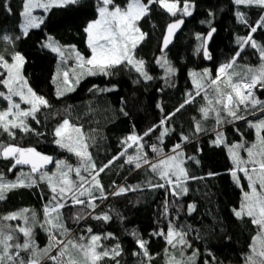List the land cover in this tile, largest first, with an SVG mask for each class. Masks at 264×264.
I'll list each match as a JSON object with an SVG mask.
<instances>
[{
  "label": "trees",
  "instance_id": "trees-1",
  "mask_svg": "<svg viewBox=\"0 0 264 264\" xmlns=\"http://www.w3.org/2000/svg\"><path fill=\"white\" fill-rule=\"evenodd\" d=\"M116 2L125 7L128 0ZM183 2L184 0H180L181 7ZM191 2L195 5L191 9V16L178 13L173 17L154 4L149 15L139 21V27L147 33V38L135 49V56L145 61V70L153 77L152 80H144L134 68L122 65L113 69L110 75L86 77L78 83L73 92L59 97L54 85L58 57L44 47V42L52 37L62 46L74 45L79 52L89 57L91 51L84 29L89 22L98 18L99 0H80L76 5L51 8L40 27L29 30L26 37L21 29L24 0H0V32L20 37L14 46L0 41V51H3L6 59L14 51L25 57L23 76L35 93L44 97L50 105L48 108L42 107L35 114V120L31 117L27 119L32 131L13 129V138L0 130V143L35 148L54 160L64 159L76 166L78 159L55 143V130L63 120L68 119L72 124L82 126L91 138L89 151L97 166L112 160L122 151L124 145L121 142L128 135L133 132L142 135L183 103L187 93L195 92L190 78L191 71L210 69L212 77L215 78L219 66L228 62L239 50L237 39L249 35L247 25L254 26L261 16H264V8H246L236 5L234 0ZM8 8L11 12L7 11ZM238 9L240 13H244L247 25L240 22ZM179 18L185 20V26L172 48L162 55L160 48L165 29L169 23ZM210 26L216 29V33L209 47L213 61L207 64L202 51H198L201 41L197 39V35L205 36ZM252 35L258 44L264 45V29L258 28ZM161 57H166L176 69L174 74H166L159 66L157 61ZM261 63L259 51L250 46L244 48L237 61V64L254 68L259 67ZM61 78L57 82L59 85L62 84ZM110 88L115 90L100 91ZM0 91L6 89L0 85ZM256 96L264 100V92ZM204 106H207V101L201 93L193 103L186 105L168 121L165 126L170 131L162 144L157 140L161 128L144 137L141 142L148 158L155 161L157 157L152 152L151 145H157L168 153L173 145L183 143L182 135L189 137L190 142L184 143L183 147L185 157H195L199 163L188 159L185 167L191 176L203 179L189 180L186 194L173 196L168 187H150L149 182L156 184L163 181L147 166L135 169L126 162L127 157L122 156L99 177L108 198L96 201L99 207L93 216L107 213L111 216L110 221L88 217L87 212L92 210L84 211L83 206L79 205L62 210L66 227L74 233L71 238L77 241L81 236L99 234L103 237L112 234L114 238L102 239L100 243L106 249H112L118 244L120 255L115 259L106 257L99 264H117V261L118 264H167L172 256L177 260L181 259L179 247L174 249L166 243L163 236L155 235L160 231L167 232L170 221L177 229L188 233L187 240L191 247L184 249L185 260L192 256L193 252H197L194 264H244V257L250 251L249 246L257 234V227L251 223L250 218H237L233 209L240 208L243 191H247L248 184L244 176L241 177L243 190L234 182L230 174L234 166L225 146H217L213 142L214 133L222 130L229 145L243 143L245 147L251 146L256 142V134L248 122L264 117V113L258 109L244 111L241 106L238 114L246 116V120L233 121L222 112V117L226 118L225 123L217 125L213 113L206 119L203 117L200 109ZM7 107V102L0 98V110ZM250 111H255V115L249 114ZM197 122L203 131H195ZM128 154L135 155V146L128 150ZM12 164V159L0 158V174H3L7 181H15L22 172L28 174L31 171H9ZM48 171L54 172V165ZM209 173L215 175L210 176ZM137 185L139 188L135 191L112 195L119 187L135 188ZM95 194L99 195L98 192ZM50 196L49 187L44 181H38V186L10 190L6 192V199L0 200V217L24 209L29 210L26 213L29 217L35 213L36 221L30 220V224L35 227L34 235L38 246L44 248L48 244V234L39 223L44 220L43 209ZM192 205H195V210L189 212ZM81 212L86 218L75 221L73 217ZM4 223L13 226L23 224L20 220ZM88 228L92 229V233L87 231ZM138 238L147 241L150 259L142 254L143 250L136 243ZM87 242L86 239L84 243ZM72 251L80 259L79 254L75 253V250ZM21 255L24 256L23 253ZM24 257L27 259L26 255ZM44 264L52 262L45 260Z\"/></svg>",
  "mask_w": 264,
  "mask_h": 264
},
{
  "label": "snow or ice",
  "instance_id": "snow-or-ice-1",
  "mask_svg": "<svg viewBox=\"0 0 264 264\" xmlns=\"http://www.w3.org/2000/svg\"><path fill=\"white\" fill-rule=\"evenodd\" d=\"M79 2L80 0H24V11L21 13L24 17V23L21 25L23 36L26 37L29 29L39 28L44 22L42 17L33 15L35 9L40 8L47 12L53 7H66ZM234 3L264 8V0H234ZM154 4L159 5L173 17H176L178 13L182 16H191V9L195 7L191 0H184L182 7L180 0H173V2H169V0H128L125 7H121L116 0H99L98 18L89 22L84 29L87 33V45L91 51L90 57L85 58L74 45L62 47L52 38H49V42L44 47L58 53L62 60L74 56L78 66L86 69L89 75L107 76L112 74L113 69L126 65L134 68L144 80H152L153 77L145 70V61L135 56V49L147 38V33H144L139 27V21L149 15L151 6ZM7 11L11 12V9L8 8ZM237 16L241 23L247 25L244 13L238 12ZM183 24L184 19L179 18L168 25L163 48L168 47L175 31ZM247 26L249 35L237 39V44L240 45L239 50L228 62L219 66L215 78L212 77L210 69H205L203 73H192L195 92L187 93L183 103L161 119L159 124L149 128L142 135L135 132L128 135L121 142L124 145L122 151L107 163L97 166L89 151L91 138L87 136L82 126L72 124L68 119L63 120L55 130L54 135L57 137L55 143L78 159L76 166L64 159L54 160L53 157L44 155L35 148H22L18 145L0 143V158L13 160L9 171L15 169L17 165H29L31 169L28 174L22 172L15 181H7L3 174H0V200L6 199V192L18 187L38 186V181H44L51 193L49 202L44 206V220L39 223V226L48 234L47 246L40 248L36 243L34 225L30 224V220L36 221L35 213L29 217L26 215L29 210L24 209L21 212L0 217V264H44L45 260L51 261L52 264H99L106 257L115 259L119 256L121 249L118 244L112 249H106L100 243L102 239L114 238L112 234H106L103 237L99 234H91L89 237L81 236L79 241L70 238L71 231L66 227L62 210L66 207L79 205L83 206L84 211L92 210L87 212L88 217L110 221L111 216L107 213L93 216L96 208L99 207L96 201L108 198L99 177L101 173L111 167L115 160L122 156H126V162L133 165L135 169L147 166L159 177L160 181H163L156 184L149 182V186L160 189L168 187L173 196L186 194L188 191L186 185L189 180L203 179V177L191 176L185 167L188 159L199 163L195 157H185L183 147L184 143L190 142L188 136L182 135L183 143H176L168 153H165L157 145H151V150L157 157L155 161L148 158L147 153L143 150L144 144L141 142L144 137L151 135L157 128H161L162 131L157 140L162 144L164 137L170 131L165 126L168 121L186 105L193 103L202 92L207 106L201 107L200 111L205 119L209 117L210 113H213L217 125L225 123L226 118L222 117V112L226 113L227 117H231L233 121L246 120V116L238 114L241 111V106L244 111L258 109L264 113V100L255 95L257 88H264V45L258 44L252 35L257 32L258 28L264 29V16H261L254 26ZM215 31L216 29L210 26V30L205 36L197 35V39L201 41L198 51H202L203 56L209 60L212 57L207 44ZM18 39H20L19 36L12 37L0 32V41H6L9 45L14 46ZM246 46L259 51L262 63L256 69L248 67L246 72L241 75L236 71L237 61ZM157 62L166 66L169 74L175 73L176 69L172 67L166 57H161V60ZM24 63L25 57L20 52H12L6 59L3 51H0V85L6 89V91H0V98L8 104L6 109L0 110V130L13 138L15 137L13 129H20L24 132L32 131L27 119L31 117L35 120V114L42 107H50L48 101L37 95L28 85L27 79L22 74ZM63 76L64 84L70 85L68 72H64ZM234 77H238V79L234 80ZM221 82H223V87H221ZM76 83H79L78 77ZM225 89L229 90L225 91ZM67 90L74 91V87L69 86ZM112 90L115 89L100 91ZM209 91L213 94L211 98ZM63 94L64 92L57 90L58 96ZM14 97H18L19 102ZM21 102L29 107L22 109ZM161 110L163 111V109ZM249 114L255 115V111H250ZM248 123L256 130L257 142L248 147H245L243 143H236L228 147L234 165L230 172L233 180L242 190L243 185L240 183L239 173H242L248 181V191H243L240 208L233 209V212L237 218H250L251 223L257 227V234L249 246L250 251L244 257V264H264V135L261 134L264 132V118L259 119L256 123L251 121ZM195 131H203L199 122L195 124ZM214 143L217 146L225 143L223 132L217 131ZM133 146H135V155H129L128 150ZM241 149L246 152L247 158L240 155ZM47 165H54L55 172L45 171ZM209 175L215 174L209 173ZM138 188L139 185L135 188L119 187L112 195H122ZM97 192L99 195L95 194ZM194 210L195 205L190 206L189 212ZM85 218L83 212L73 217L77 222ZM16 220L22 221L23 224L13 226L4 223ZM169 223L170 227L167 232L160 231L155 235L163 236L166 243L172 248L179 247L181 259L177 260L175 256H172L167 264H194L197 252H193L192 256L186 260L183 258L184 249L191 247L187 240L188 233L177 229L175 225L171 224V221ZM87 231L92 233L91 228H88ZM20 234L23 236L22 243ZM133 235L135 236V233ZM60 237H64V239ZM86 239L88 242L84 243ZM136 243L143 250L142 254L150 259L146 247L147 241L138 238ZM54 250L57 254L51 255ZM72 250L79 254L80 259L73 254ZM22 252L28 254L27 259L21 255ZM136 254L140 255V253Z\"/></svg>",
  "mask_w": 264,
  "mask_h": 264
},
{
  "label": "rangeland",
  "instance_id": "rangeland-1",
  "mask_svg": "<svg viewBox=\"0 0 264 264\" xmlns=\"http://www.w3.org/2000/svg\"><path fill=\"white\" fill-rule=\"evenodd\" d=\"M240 6H243V7H246V8H251V7H259V6H256V5H251V6H245V5H240ZM260 8H262V7H260ZM50 11V10H49ZM49 11H47V12H45L43 9H40V8H37V9H35L34 10V12H33V15H35V16H37V17H42L43 18V20H44V17H45V15L49 12ZM238 12H240V10L238 9L237 10ZM23 17V16H22ZM24 23V17H23V21H22V23H21V25ZM22 29V28H21ZM32 29H35V28H32ZM29 30H31V29H29ZM49 38H52V37H49ZM49 38L44 42V45L45 44H47L48 42H49ZM53 39V38H52ZM54 40V39H53ZM55 41V40H54ZM62 46V45H61ZM62 47H70V45H65V46H62ZM46 48V47H45ZM47 49H49V48H47ZM50 50V49H49ZM77 50V49H76ZM54 53V52H53ZM81 53V52H80ZM54 54H56L57 55V57H58V63H57V67H56V75H55V82H54V85L56 86V94H57V90L59 89V90H61L62 92H64V94L63 95H66V94H69V93H71V92H73V91H68L67 90V88L69 87V86H71V87H74V90H75V88H76V86L78 85L77 83H76V79H77V77L79 78V82H81L83 79H85L86 77H88V76H91V75H89V74H87V71H86V69H82V68H80L79 66H78V64H77V62H76V60H75V57L74 56H72L71 58H67V59H61V57L59 56V54L58 53H54ZM83 55V54H82ZM84 56V55H83ZM91 56V55H90ZM89 56V57H90ZM85 58H87L86 56H84ZM161 59H159V61H160ZM159 66L165 71V73L166 74H168V72H167V70H166V66H162V63H159ZM249 66H244V65H241V64H237V67H236V71H238V72H240L241 73V75H243L245 72H246V70H247V68H248ZM250 68H253V69H256V68H254V67H250ZM258 68V67H257ZM218 70V69H217ZM64 72H68V79H69V81L71 82L70 83V85H65L64 84V76H63V73ZM203 73L204 72V70H202V71H191V73H190V78H191V81H192V83H193V79H194V77L192 76V73ZM211 75L213 76V74H212V71H211ZM250 75V74H249ZM61 76H62V78H61ZM59 78H61V80H62V84H58L57 82L59 81ZM235 79H238V77H234V80ZM221 83H223V82H221ZM193 85L195 86V84L193 83ZM203 93V92H202ZM210 93H211V91L209 92V97H210ZM63 95H60V96H63ZM58 96V95H57ZM59 96V97H60ZM211 98V97H210ZM14 99L17 101V102H19V98L18 97H14ZM29 107V105H27V104H24V103H22L21 102V108L22 109H26V108H28ZM262 118H264V117H261V118H259V119H262ZM10 119H11V117H10ZM259 119H257V120H254V121H251V122H253V123H256ZM253 128V127H252ZM254 130H255V128H253ZM255 134H256V130H255ZM262 135H264V132H262L261 133ZM256 142H257V135H256ZM255 142V143H256ZM247 158V157H246ZM55 172V171H54ZM51 173V172H50ZM241 175H243L242 173H240ZM245 179V178H244ZM241 178H240V183H241ZM245 181H246V183L248 184V181L245 179ZM247 187H248V185H247ZM247 191H248V189H247Z\"/></svg>",
  "mask_w": 264,
  "mask_h": 264
},
{
  "label": "water",
  "instance_id": "water-1",
  "mask_svg": "<svg viewBox=\"0 0 264 264\" xmlns=\"http://www.w3.org/2000/svg\"><path fill=\"white\" fill-rule=\"evenodd\" d=\"M182 19H183V18H182ZM173 22H174V21H173ZM173 22H171V23H173ZM171 23H169V24H171ZM169 24H168V25H169ZM168 25H167V27H166V29H165L164 36H163V39H162V42H161L160 53H161L162 55L166 54V53L172 48V46L175 44V40H176L177 36L182 32V30H183V28H184V26H185V20H184V24L181 25V27H180L178 30L175 31L174 36H173L172 39H171V43L168 45V47H167V48H163V40H164V37L167 35V28H168ZM215 33H216V31H215ZM215 33H213V35H212V39H213ZM212 39H211V40L208 42V44H207L208 51H209V47H210V44H211V42H212ZM162 49H163V50H162ZM209 53H210V51H209ZM203 57H204V56H203ZM204 60H205V62H206L207 64H211L212 61H213L212 58L209 60V59H206L205 57H204ZM52 167H53V165H47V166H46V169H44V170H45V171H48V170H50ZM15 169L29 170V169H30V166H29V165H17Z\"/></svg>",
  "mask_w": 264,
  "mask_h": 264
},
{
  "label": "crops",
  "instance_id": "crops-1",
  "mask_svg": "<svg viewBox=\"0 0 264 264\" xmlns=\"http://www.w3.org/2000/svg\"><path fill=\"white\" fill-rule=\"evenodd\" d=\"M224 85L223 84H221V87H223ZM229 89H225V91H228ZM213 94L211 93L210 94V97L212 96ZM221 132H223L222 130H221ZM216 134H217V132L216 133H214V135H215V139H216ZM223 134H224V132H223ZM225 136V135H224ZM215 141V140H214ZM213 141V142H214ZM236 144V143H235ZM233 145V144H232ZM220 146H225V148H226V151H227V154H228V156H229V159L231 160V162H232V159H231V157H230V155H229V151H228V147L230 146L229 144H227L226 143V141H225V143L224 144H221ZM240 155L241 156H243V157H247V154H246V152H244L242 149L240 150ZM232 164H233V162H232ZM234 166V165H233ZM239 175H240V178L243 176V175H241L240 173H239ZM241 180H242V178H241ZM235 182V181H234ZM242 182V181H241ZM35 230V227L33 228V231ZM35 236V235H34ZM20 242L22 243L23 242V236H22V234H21V238H20ZM36 243H37V241H36ZM37 245H38V243H37ZM23 253V252H22ZM24 254V256L26 255V257H27V253H23Z\"/></svg>",
  "mask_w": 264,
  "mask_h": 264
},
{
  "label": "built area",
  "instance_id": "built-area-1",
  "mask_svg": "<svg viewBox=\"0 0 264 264\" xmlns=\"http://www.w3.org/2000/svg\"><path fill=\"white\" fill-rule=\"evenodd\" d=\"M262 92H264V88H257L256 90H255V95H259L260 93H262ZM43 214H44V209H43ZM73 234L74 233H71V237L73 236ZM70 237V238H71ZM57 253H56V251L54 250L53 251V253H52V255H56Z\"/></svg>",
  "mask_w": 264,
  "mask_h": 264
}]
</instances>
